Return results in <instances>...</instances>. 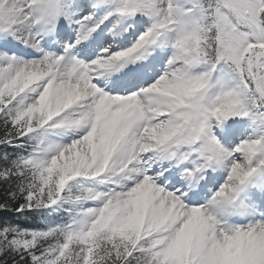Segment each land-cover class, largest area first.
Returning a JSON list of instances; mask_svg holds the SVG:
<instances>
[{"label":"snow or ice","instance_id":"1","mask_svg":"<svg viewBox=\"0 0 264 264\" xmlns=\"http://www.w3.org/2000/svg\"><path fill=\"white\" fill-rule=\"evenodd\" d=\"M0 264H264V0H0Z\"/></svg>","mask_w":264,"mask_h":264}]
</instances>
